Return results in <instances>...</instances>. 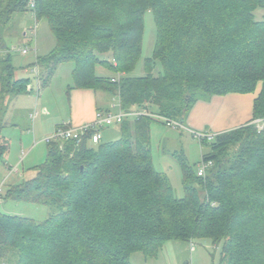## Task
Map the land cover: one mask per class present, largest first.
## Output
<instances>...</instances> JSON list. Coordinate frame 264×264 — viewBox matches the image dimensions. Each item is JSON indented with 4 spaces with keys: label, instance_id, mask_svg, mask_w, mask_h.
<instances>
[{
    "label": "trees",
    "instance_id": "16d2710c",
    "mask_svg": "<svg viewBox=\"0 0 264 264\" xmlns=\"http://www.w3.org/2000/svg\"><path fill=\"white\" fill-rule=\"evenodd\" d=\"M28 10L56 39L37 57L38 77L46 84L73 63L69 93L101 92L124 112L181 123L200 100L260 91L250 122L201 141L209 146L202 161L213 163L204 178L182 162L184 198L153 165L152 117L124 120L117 140L102 136L94 144L89 130L79 143H47L35 177L3 201L42 203L57 213L38 223L0 212V264H131L133 253L157 258L166 242L195 239L221 246L220 264H264V19L255 15L264 0H0V30ZM147 12L157 44L145 75L135 77ZM155 61L163 73H153ZM97 65L114 75L98 76ZM14 74L8 53L0 58V92L30 93L32 80ZM2 129L0 121L6 166Z\"/></svg>",
    "mask_w": 264,
    "mask_h": 264
},
{
    "label": "rangeland",
    "instance_id": "374dc122",
    "mask_svg": "<svg viewBox=\"0 0 264 264\" xmlns=\"http://www.w3.org/2000/svg\"><path fill=\"white\" fill-rule=\"evenodd\" d=\"M256 19H264V10L255 13ZM0 36L3 45H0V58L12 55V65L19 78L32 80V91L27 94L11 95L0 92V121L3 123L2 136L9 144V151L4 161L10 166L19 164L20 173L9 176V171L3 162H0V182L6 180L4 193L24 181L35 177L37 167L47 159V143L45 138L55 134L42 136L36 131V125L41 123L43 132L56 121L69 118L70 100L69 91L73 86V63H66L58 67L48 78L46 84L37 78L35 63L37 57H44L56 47V39L50 31L46 20H38L32 10L17 14L12 22L1 28ZM157 44V31L154 17L147 12L144 17V35L142 58L131 76L140 77L146 73V60L152 59ZM9 50V51H8ZM27 50V54L22 51ZM37 56V57H36ZM111 62L112 60L109 59ZM29 72H25V70ZM98 76L109 77L114 75L111 69L96 66ZM164 69L160 62L155 61L153 73L158 75ZM2 83L0 82V90ZM109 99V96L104 95ZM100 104L103 111H119V101L113 99ZM10 103V104H9ZM46 104L48 115L40 113L41 106ZM39 106V107H38ZM38 112L35 118L33 115ZM150 124V148L155 169L168 178L175 195L185 197L184 170L182 162L185 161L192 175H197L202 163V156L209 152V146L201 143L194 133H211L203 129L201 132H192L185 122L180 127H170L165 119L152 117ZM130 118L129 121H133ZM56 131V129H55ZM103 141L117 140L121 137L120 124L102 129ZM216 135V134H215ZM23 158L22 163L20 159ZM0 212L6 215L26 217L38 223L46 221L51 215L57 213L55 207L42 203H28L16 201L12 198L0 204ZM221 246L214 245L208 240L195 239L190 242H166L157 258H146L142 253H133L130 256L131 264H220Z\"/></svg>",
    "mask_w": 264,
    "mask_h": 264
},
{
    "label": "crops",
    "instance_id": "0c3cea01",
    "mask_svg": "<svg viewBox=\"0 0 264 264\" xmlns=\"http://www.w3.org/2000/svg\"><path fill=\"white\" fill-rule=\"evenodd\" d=\"M25 72L28 73L29 70L26 69ZM14 75L15 79H23L19 78L16 73ZM259 91L257 89L253 94H228L200 100L192 107L185 122L192 132H201L203 129H206V131L210 130L211 133H214L213 135L239 128L252 120L253 104ZM104 95V93L89 89L72 90L69 93V118L64 119L63 117L61 121H56L53 125L48 126L44 132L41 130V123H39L36 125V131L45 136L44 134L50 135L55 132V129L60 125L79 127L84 124L93 123L98 109L101 108L100 104L109 101ZM7 96V99L9 98V102H11L14 95L11 97L8 94ZM14 97L16 99V96ZM39 106L42 109L40 113L43 115L49 114L46 104H39ZM36 113L39 115L37 111Z\"/></svg>",
    "mask_w": 264,
    "mask_h": 264
},
{
    "label": "built area",
    "instance_id": "2783aa9c",
    "mask_svg": "<svg viewBox=\"0 0 264 264\" xmlns=\"http://www.w3.org/2000/svg\"><path fill=\"white\" fill-rule=\"evenodd\" d=\"M23 54H27V50L22 51ZM36 72H37V78L38 77V67H35ZM119 77V76H118ZM117 77V78H118ZM40 80V79H39ZM116 80V79H115ZM114 80V81H115ZM37 116V113L33 115V118ZM160 117L157 115H152L148 113L147 111H130V112H124L120 109L119 106V111L117 113L114 112H97L96 119L93 123L91 124H84L79 127H68L65 125H62L55 131V134L52 136H49L44 139L46 143H50L52 141H63V140H76L77 143L81 141V136L86 133L89 130H95L94 134L92 135L91 141L94 144H98L102 140V129L105 127H110L116 124H121L124 120L126 119H138L140 117ZM166 120L167 125L173 128L180 127L182 124L178 121L167 119L164 117H161ZM201 141L204 139H209L211 140L214 135L208 134V133H194ZM23 158L20 159L19 163H22ZM7 166V165H6ZM213 166L212 162H204L199 166V171H198V176L204 178L208 172V170ZM7 169L9 171V176L13 174H18L20 173L19 170V164L16 166H7ZM6 180L0 182V204L3 202V197L5 195L4 193V188H5Z\"/></svg>",
    "mask_w": 264,
    "mask_h": 264
},
{
    "label": "water",
    "instance_id": "95a60500",
    "mask_svg": "<svg viewBox=\"0 0 264 264\" xmlns=\"http://www.w3.org/2000/svg\"><path fill=\"white\" fill-rule=\"evenodd\" d=\"M184 122H185V120H184V119H182V120H181V124H183Z\"/></svg>",
    "mask_w": 264,
    "mask_h": 264
}]
</instances>
